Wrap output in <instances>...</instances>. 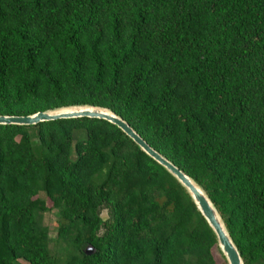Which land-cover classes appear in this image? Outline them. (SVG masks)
I'll use <instances>...</instances> for the list:
<instances>
[{
	"label": "trees",
	"instance_id": "obj_1",
	"mask_svg": "<svg viewBox=\"0 0 264 264\" xmlns=\"http://www.w3.org/2000/svg\"><path fill=\"white\" fill-rule=\"evenodd\" d=\"M68 105L123 119L264 264V0H0V115ZM20 260L226 264L174 177L89 117L0 124V264Z\"/></svg>",
	"mask_w": 264,
	"mask_h": 264
},
{
	"label": "water",
	"instance_id": "obj_2",
	"mask_svg": "<svg viewBox=\"0 0 264 264\" xmlns=\"http://www.w3.org/2000/svg\"><path fill=\"white\" fill-rule=\"evenodd\" d=\"M78 117L104 119L117 126L140 150L161 165L189 195L196 210L212 231L217 249L226 264H243L240 254L231 240L220 215L203 189L188 175L150 147L123 119L109 109L94 105H68L45 111H37L29 115H0V124L30 125L40 121ZM84 251L89 253L90 249L86 247Z\"/></svg>",
	"mask_w": 264,
	"mask_h": 264
},
{
	"label": "rangeland",
	"instance_id": "obj_3",
	"mask_svg": "<svg viewBox=\"0 0 264 264\" xmlns=\"http://www.w3.org/2000/svg\"><path fill=\"white\" fill-rule=\"evenodd\" d=\"M70 154L72 155V152H70ZM102 215H104V211L101 213ZM43 221L49 226V227H53L54 223H55V212L54 211H50V212H46L43 215ZM20 263L25 264L24 261L20 260Z\"/></svg>",
	"mask_w": 264,
	"mask_h": 264
},
{
	"label": "bare ground",
	"instance_id": "obj_4",
	"mask_svg": "<svg viewBox=\"0 0 264 264\" xmlns=\"http://www.w3.org/2000/svg\"><path fill=\"white\" fill-rule=\"evenodd\" d=\"M64 111V110H63Z\"/></svg>",
	"mask_w": 264,
	"mask_h": 264
}]
</instances>
